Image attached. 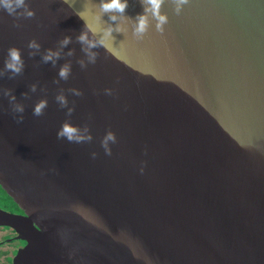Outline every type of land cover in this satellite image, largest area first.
Instances as JSON below:
<instances>
[{"label":"water","instance_id":"obj_1","mask_svg":"<svg viewBox=\"0 0 264 264\" xmlns=\"http://www.w3.org/2000/svg\"><path fill=\"white\" fill-rule=\"evenodd\" d=\"M25 3L31 18L0 8V187L25 214L1 219L27 242L17 258L264 264V0H188L179 13L164 0L163 32L149 14L141 39L140 0L115 21L99 0ZM85 24L104 40L94 63ZM9 47L19 74L4 67ZM48 50L59 55L45 62ZM65 123L91 139L58 136Z\"/></svg>","mask_w":264,"mask_h":264},{"label":"clouds","instance_id":"obj_2","mask_svg":"<svg viewBox=\"0 0 264 264\" xmlns=\"http://www.w3.org/2000/svg\"><path fill=\"white\" fill-rule=\"evenodd\" d=\"M65 2H67V0H65ZM187 2L188 0H173V3L175 5V11L179 13L181 11L182 6L187 4ZM140 3L143 6V12L137 14L134 18V25L132 30L133 35L137 39H141L143 37V35L146 33L149 27V14L156 22L155 23L156 30L159 32H163L164 25L168 22L167 15L161 12V7L162 4L164 3V0H140ZM0 8H3L9 15L16 17L24 16L27 18H31L35 15V13L27 6L25 0H0ZM20 8L24 9L22 13L17 11V9ZM127 8H128V0H99L100 13L109 14L108 18L111 21L117 20L118 16L124 17ZM77 15L83 19V16L80 13H77ZM16 26L18 27L19 25ZM86 28L87 25L85 24V29ZM113 30L120 31L121 29L118 26L115 29H113L112 26H109L104 30V36H111ZM90 31H91L90 28H87V30L82 31L81 34L78 36V40L82 44L88 45V48L84 49V51L88 52L89 61L94 63L95 53L89 52V49L96 47L97 43H99L100 45H104V40L103 38L98 42L89 40L88 32ZM68 43H69L68 37H65L64 40L61 42L62 45H67ZM27 46L29 48H37V49L39 48V44L35 40H29ZM7 51H8V58L4 64L5 69L13 74H19L24 67V63L20 55V50L16 47H9ZM58 55H59L58 52H53L51 50H48L47 54L43 57V59L45 62H47L49 60H52L54 56H58ZM81 63L83 64V62ZM68 72H69L68 65H64L59 70V76L62 79H66L68 76ZM32 88L33 90H35V85H33ZM73 91L75 92L76 95L81 94L79 91L75 89H73ZM105 92L107 94H111V89H105ZM10 99L14 100L15 97L12 96L10 97ZM57 100H59L61 105L66 103L62 95L58 96ZM45 107H46V101L44 100L39 101L33 109V114L35 116H40L42 114V110ZM15 111L23 112V107L20 105H16ZM69 111H71V109H69ZM22 119L23 117L17 118V122H19ZM57 135L67 137L69 141L76 140L77 142L84 139H89V140L91 139L90 136L84 137L79 135V130L68 123L63 124L62 128L57 133ZM108 141L115 142V137L111 132H109L102 141V146L105 148L106 153L110 154V150L107 147ZM93 156H95V153H93ZM141 172H143V169H141Z\"/></svg>","mask_w":264,"mask_h":264},{"label":"flooded vegetation","instance_id":"obj_3","mask_svg":"<svg viewBox=\"0 0 264 264\" xmlns=\"http://www.w3.org/2000/svg\"><path fill=\"white\" fill-rule=\"evenodd\" d=\"M3 214L16 218L25 216L24 212L0 187V264H23L17 255L25 248L27 242L21 239L22 234L17 227L2 222Z\"/></svg>","mask_w":264,"mask_h":264}]
</instances>
